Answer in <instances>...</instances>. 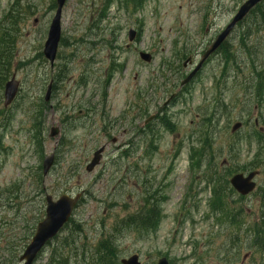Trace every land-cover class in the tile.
Wrapping results in <instances>:
<instances>
[{
  "label": "rangeland",
  "instance_id": "obj_1",
  "mask_svg": "<svg viewBox=\"0 0 264 264\" xmlns=\"http://www.w3.org/2000/svg\"><path fill=\"white\" fill-rule=\"evenodd\" d=\"M122 1L106 8L103 0H67L56 61L62 85L53 87L45 103L48 85L58 77L40 56L55 0H0V29L10 13L19 19L14 66L7 80L0 77V264H20L45 217L46 195L57 199L79 192L84 198L73 218L82 231L65 244L64 230L35 264H49L56 252L67 264H121L135 254L142 264H157L162 257L170 264H264V256L249 255L254 252L249 236L243 247H233L238 230L210 207L214 187L218 180L223 185L229 172L263 169L264 95L253 92V67L263 63L264 34L246 42L257 55L244 51L240 35L254 20L247 19L229 38L238 66L223 77L220 56H213L183 90L182 75L190 67H183L186 61L176 51L186 48L198 62L245 0H144L136 9L124 8ZM131 28L140 32L133 45ZM140 52L152 54V63L142 62ZM112 59L124 68L108 78ZM13 74L20 91L5 108L4 87ZM150 116L154 133L142 130ZM209 117L216 125H201ZM38 121L40 131L34 129ZM237 122L242 128L233 134ZM54 126L63 132L51 138ZM232 143H237L234 151ZM103 144L108 147L101 164L88 173L87 164ZM53 152L55 164L41 176L44 158ZM210 175L214 181L206 179ZM149 194L159 200L162 219L154 230L130 229L123 220L137 214ZM226 201L231 209L243 208L249 219L259 217V194L248 201L236 194ZM107 238L116 254L108 262L96 260L97 247Z\"/></svg>",
  "mask_w": 264,
  "mask_h": 264
},
{
  "label": "trees",
  "instance_id": "obj_2",
  "mask_svg": "<svg viewBox=\"0 0 264 264\" xmlns=\"http://www.w3.org/2000/svg\"><path fill=\"white\" fill-rule=\"evenodd\" d=\"M127 1V0H126ZM130 1V0H128ZM137 1V0H133ZM114 0H103V3L105 4L106 8H109L110 5H112ZM138 2V1H137ZM127 3V2H126ZM140 4V3H139ZM138 3H135V5H139ZM53 7H55V4H53ZM254 20L252 21V25L254 28H249L248 31L246 32L244 38H249L252 35H258L259 33L264 34V3L260 4L252 13ZM103 18V17H102ZM18 18L15 17V14L10 13L6 18H5V24L3 28L0 29V77L2 80H7L8 75L11 72V69L14 66L13 63V58H14V51H15V36H14V30L16 28V24L18 23ZM9 21V22H6ZM251 25V26H252ZM252 26V27H253ZM243 38V41L241 43L242 48H244V51H248L251 53V55H257V51H254L253 48H250L245 44V40ZM264 48V46H262ZM237 48H231L224 45L219 53H221V57L223 62L225 63V68L228 66H235L236 64V55H237ZM253 51V52H252ZM179 55H181L182 59H179ZM41 56V55H40ZM176 57L179 60H185L186 59V53L184 51L181 52V54H176ZM21 64H24V62H20ZM256 62L253 60V64ZM254 72H255V82L253 85V92L255 93V90L259 93V95L263 96L264 95V59L263 63L261 66H255L253 67ZM257 69V70H256ZM254 72L252 73L254 75ZM225 74V71L223 72ZM3 82V81H2ZM263 92V93H262ZM208 114V113H207ZM42 115V111L40 110L38 112V117ZM213 119L211 117L207 118L205 122H208L211 125ZM207 125V123L205 124ZM250 144L252 141L249 139L247 140ZM237 143H232L230 146V150L234 151L235 145ZM3 149L1 139H0V153ZM259 157V156H258ZM256 157V160L258 159ZM264 163V162H263ZM256 168V167H254ZM216 197L214 199V206L224 208V211H226V215L230 214V220L232 218L231 223L237 228L238 232L236 233V240L234 241V244L236 241L239 240V232L241 228H245L246 233L248 234V242L250 243L251 247H255V250L257 252H264V209H261L262 215L261 219L259 220L258 223H249L247 225L244 224V222L241 221V215L242 212H238L236 214V217L233 216L235 214L231 213V210L228 206V203L225 202L223 199V196L221 194V190H227L229 189L230 192L232 193L233 191L229 188V183L226 178L223 179V185L222 181L218 180L216 186ZM262 192V198H263V204H264V188L260 189ZM153 197L148 196L144 199L143 205L139 209L137 214H134L132 217H129L128 219L124 220V223L130 228L134 230H139V231H150L156 229L159 223V215H160V208L159 205L156 201H152ZM72 224V226H70ZM70 224L66 226L65 230H68L66 236L63 238L66 241H68V237H72L74 233H80L82 229L80 228L79 225H75L74 221H70ZM74 227V228H73ZM34 230V229H33ZM32 230V231H33ZM97 258L96 260H101L102 262H105L106 260L108 262L109 256H113L116 254V248L114 243L112 242L111 238L103 239L98 247H97ZM49 264H67V259L64 258L63 253H54L53 258L51 259V262Z\"/></svg>",
  "mask_w": 264,
  "mask_h": 264
},
{
  "label": "water",
  "instance_id": "obj_3",
  "mask_svg": "<svg viewBox=\"0 0 264 264\" xmlns=\"http://www.w3.org/2000/svg\"><path fill=\"white\" fill-rule=\"evenodd\" d=\"M67 0H57V11L52 19L51 25L49 27L48 38L45 43L44 55L49 60L51 64L54 63L57 55L58 46L61 39V16L62 9ZM264 0H248L238 11L235 18L231 22V24L226 28V30L219 35L216 41L212 44L211 48L205 53L202 61L197 66V68L188 76V78L182 83V86L189 83L196 73L201 69L205 60L213 54L221 44L226 40V38L230 35L234 27L237 23L241 22L248 13L259 3ZM136 32L130 31V40L133 41L135 39ZM140 57L145 62H151L152 56L147 53H141ZM19 91V82L16 80V77L13 76L12 79L7 82L5 86V106H9L14 99L16 98ZM51 94V86L48 89L46 95V101L50 100ZM240 127V124H237L233 128V132L237 131ZM59 134L58 128H53L51 136H57ZM103 149L98 150L91 164L87 167V170L90 172L100 163V159L102 157ZM54 155L47 157L44 161V174L46 175L53 165ZM258 172H251L247 177L243 174H237L231 179V184L236 191H238L241 195L250 194L256 187L254 178L257 176ZM80 195H77L76 198H71L69 196H62L57 202H54L52 197H47V217L44 221L38 224L35 235L30 243V245L26 248L24 254L20 257V261L24 264H33L37 259L39 253L45 247V245L52 240L55 236H57L58 232L62 229L64 224L69 220L74 207L76 206ZM122 264H140L139 257L137 255L132 256L128 260H122ZM158 264H169L166 258H162L159 260Z\"/></svg>",
  "mask_w": 264,
  "mask_h": 264
},
{
  "label": "flooded vegetation",
  "instance_id": "obj_4",
  "mask_svg": "<svg viewBox=\"0 0 264 264\" xmlns=\"http://www.w3.org/2000/svg\"><path fill=\"white\" fill-rule=\"evenodd\" d=\"M153 120H154V116H153L151 119H149V120L147 121V122H148V123L146 124V125H148L147 128H146V125L142 127L143 131L146 130V129H147L148 131H149V130H151V131L154 130V129H152V128H153V127H152L153 122H151V121H153ZM150 122H151V123H150Z\"/></svg>",
  "mask_w": 264,
  "mask_h": 264
}]
</instances>
